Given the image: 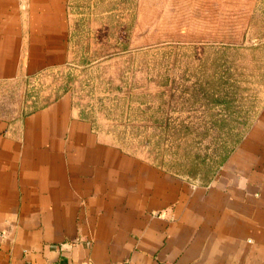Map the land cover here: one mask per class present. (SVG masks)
I'll use <instances>...</instances> for the list:
<instances>
[{"label":"crops","instance_id":"crops-1","mask_svg":"<svg viewBox=\"0 0 264 264\" xmlns=\"http://www.w3.org/2000/svg\"><path fill=\"white\" fill-rule=\"evenodd\" d=\"M68 39V0H0V82L62 66ZM0 264H264V99L207 182L123 149L69 92L0 114Z\"/></svg>","mask_w":264,"mask_h":264},{"label":"rangeland","instance_id":"rangeland-1","mask_svg":"<svg viewBox=\"0 0 264 264\" xmlns=\"http://www.w3.org/2000/svg\"><path fill=\"white\" fill-rule=\"evenodd\" d=\"M68 14L66 63L0 82V114L69 92L123 149L185 167L195 157L202 173L264 99V0H68Z\"/></svg>","mask_w":264,"mask_h":264},{"label":"trees","instance_id":"trees-1","mask_svg":"<svg viewBox=\"0 0 264 264\" xmlns=\"http://www.w3.org/2000/svg\"><path fill=\"white\" fill-rule=\"evenodd\" d=\"M42 107V106H41ZM40 108V107H39ZM37 109V108H36ZM34 110V109H33ZM82 115L88 119V117L84 114L83 110H81ZM162 115V114H161ZM153 122L155 123V125H157L158 128L165 130V128H167V121H164L163 116H159L156 117L155 119H153ZM163 122L165 123V125H163ZM244 133V132H243ZM187 134V133H185ZM243 135V134H242ZM241 135V137H242ZM240 137V138H241ZM240 140V139H239ZM238 140V141H239ZM237 141V143H238ZM236 143V144H237ZM189 145V144H188ZM233 148L229 149L225 154H223L220 159L218 160L216 166L214 168H210L209 166H207V169L204 170V172L200 173L198 171H200L199 169L201 167H198L196 164V158L193 157L190 161H189V166L185 167L183 162H170L167 163L164 160H160V158H158V156H155V164L157 166L163 167L166 170H169L170 172H173L175 174H181V175H187L189 177H193L196 178L198 177L201 181L203 182H207L211 179V177L216 173L217 169L219 168V166L226 160L227 156L229 155L230 151ZM193 156V154H191ZM205 160H202V162H204ZM174 168V169H173Z\"/></svg>","mask_w":264,"mask_h":264}]
</instances>
